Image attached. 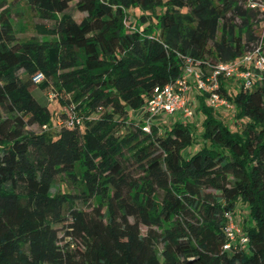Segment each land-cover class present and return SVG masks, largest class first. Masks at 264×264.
Wrapping results in <instances>:
<instances>
[{
  "label": "trees",
  "instance_id": "1",
  "mask_svg": "<svg viewBox=\"0 0 264 264\" xmlns=\"http://www.w3.org/2000/svg\"><path fill=\"white\" fill-rule=\"evenodd\" d=\"M22 1L56 22L58 40L19 42L8 2H0V264H264V84L244 90L220 79L230 123L206 106L204 94L191 95L200 131L157 119L143 133L138 117L154 88L182 77L183 58L203 69L250 51L264 21L259 6ZM71 8L85 14L80 22ZM130 9L140 12L139 26L126 25ZM146 19L159 25L155 34ZM37 73L44 79L34 83ZM54 77L63 94H73L58 99L59 114L34 95ZM70 108L97 117L57 127ZM34 125L49 129L30 130ZM60 173L79 180L84 203H101L84 211L70 193L53 194ZM238 204L250 222L248 242L226 251L225 214H235Z\"/></svg>",
  "mask_w": 264,
  "mask_h": 264
},
{
  "label": "built area",
  "instance_id": "2",
  "mask_svg": "<svg viewBox=\"0 0 264 264\" xmlns=\"http://www.w3.org/2000/svg\"><path fill=\"white\" fill-rule=\"evenodd\" d=\"M248 6H259L264 18V3L255 4L248 0ZM183 75L162 87H156L151 92L145 105L138 111L141 118V131L150 133L153 122L163 117L179 115L183 119H192L195 115L194 102L191 95L204 94L206 106L213 111L221 109L231 111V104L222 97L219 92L220 79L231 81L238 88L249 90L253 82L264 84V52L261 47H255L245 52L241 57L229 62H219L212 66H204L199 62H193L189 58H183ZM41 73L32 77L34 83L43 81ZM49 98H55L49 94ZM82 124V117L74 108L66 110V116L56 122L57 127L74 128ZM225 242L223 250H231L243 247L248 242V237L241 231L235 222L234 214H225Z\"/></svg>",
  "mask_w": 264,
  "mask_h": 264
},
{
  "label": "rangeland",
  "instance_id": "3",
  "mask_svg": "<svg viewBox=\"0 0 264 264\" xmlns=\"http://www.w3.org/2000/svg\"><path fill=\"white\" fill-rule=\"evenodd\" d=\"M1 1L2 0H0V2ZM7 2H8L10 20L14 27L15 36L19 42L37 41L43 43V42H55L58 40V36L54 33L55 24H56L55 21L42 20L41 18L38 17L37 13L28 5H26L22 0H7ZM139 13L140 12L137 9L136 10L130 9L127 12L126 25L128 27L131 25L139 26L140 22L137 20ZM68 14H70L73 17V19L77 22H80L81 19L85 16V14H81L73 8L68 10ZM154 14L156 16H159L161 14V10L156 9L154 11ZM58 18H60V16H58ZM258 19L261 20L260 17H258ZM146 20L150 21L149 19ZM239 23L240 21L237 20V24ZM149 24H150L149 26L150 33L155 34L159 28V25L157 24V22L155 23L154 20L152 22L150 21ZM255 35L259 38V40L257 41L256 44L252 45V49L260 46L262 52H264V41H262L264 40V21H261L255 26ZM21 76L24 77L25 74H21ZM63 92L64 89L62 87V83L60 82V79L58 77H54L51 80H49V87L47 89L45 90L36 89L34 90V95L41 105H46L51 110H54L57 114H59L60 111H64V110L59 107L58 99L59 98L73 99V94L66 96L65 94H63ZM49 94H53L55 98L50 99ZM194 112L195 115L192 119L189 120L183 119L179 115H174L171 117L166 116L163 117L162 123L164 125L169 126L175 123L176 121H180V122L185 121L189 123L196 131H200L201 116L195 111V109ZM217 113H219L220 119L224 120L225 122H229V123L231 122L232 120L231 115L233 113L232 111L221 109ZM81 115L83 120L84 119L89 120L92 117L94 118L97 117V113L93 114V112H90L87 109L82 110ZM29 129L35 130L37 132H47L49 126L39 127L37 125H34ZM161 130H163V128H160L158 133H162ZM196 149H197L196 146H192L191 148H189V152H193ZM130 169H133V167L131 168L130 166ZM81 189L82 187L79 180L64 173L58 174L52 184L53 194L61 190L70 193L73 196L75 206L78 209L88 211L91 207L101 203V199L99 197H93L87 203H84L83 199L80 198ZM234 219L241 231H245V229L250 225L246 208L242 205L238 204L234 214ZM56 228L59 231L58 232L59 238H63L62 226L58 225L56 226ZM140 231L142 234H145L146 228L141 227ZM61 244H64V242H61Z\"/></svg>",
  "mask_w": 264,
  "mask_h": 264
}]
</instances>
